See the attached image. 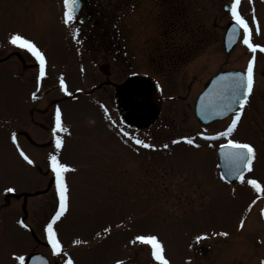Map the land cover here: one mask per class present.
Returning a JSON list of instances; mask_svg holds the SVG:
<instances>
[{"label":"rangeland","instance_id":"1","mask_svg":"<svg viewBox=\"0 0 264 264\" xmlns=\"http://www.w3.org/2000/svg\"><path fill=\"white\" fill-rule=\"evenodd\" d=\"M85 1L99 16L97 48L89 28L63 27L61 0H0V52H11L1 48L12 46L10 34L20 33L47 57V75L38 89L36 66L21 75L15 55L0 64V264H17L14 254L31 253L50 264L67 258L73 264H159L149 246L135 241L141 234L157 236L169 264H261L264 228L258 208L264 192L240 181L223 182L214 152L226 141L198 135L223 131L229 118L206 128L192 114L193 100L211 75L244 72L253 59L254 91L231 138L254 145L256 159L245 179L264 187V54L244 53L241 40L224 54L222 35L230 17L221 5L231 0ZM238 10L249 22L250 41L264 46V0H240ZM109 40L113 66L106 60ZM137 75L155 97L153 119L145 127L120 121L115 101L105 95L108 86L92 91L102 81L119 84ZM60 76L71 95L60 91ZM56 108L68 130L59 133L58 158L75 171L65 173L68 209L54 226L67 256L55 259L43 234L55 181L41 173L55 151ZM123 131L154 147L134 144ZM185 136L199 147L180 140ZM17 146L36 168L19 156ZM7 187L14 188L12 195ZM20 218L28 227L17 224ZM248 220L255 221L253 228Z\"/></svg>","mask_w":264,"mask_h":264},{"label":"snow or ice","instance_id":"2","mask_svg":"<svg viewBox=\"0 0 264 264\" xmlns=\"http://www.w3.org/2000/svg\"><path fill=\"white\" fill-rule=\"evenodd\" d=\"M80 0H63V22L65 25H71L74 18L76 10L79 6ZM251 4L252 0H248ZM240 0H231L230 5V15L232 21L235 25L242 29L243 38L242 43L247 46V48L255 53L257 49L264 52V46L254 44L250 41V26L249 22L246 21L238 10ZM252 23H255V16L252 17ZM259 29H257V32ZM235 35V29L230 30L229 38L233 39ZM78 33L74 31L73 39L77 40ZM8 43L15 48L22 50L34 63L37 68L36 75V87L40 86L42 79L47 75V57L45 53L31 40L23 36L20 33H12L8 37ZM220 81L224 82L222 87L223 90L227 91L229 96V103L222 105L218 110L217 106L214 104L205 105L202 109L203 112L211 111L216 116H225L227 113H232L230 117V123L226 126L223 131H218L213 135H206L204 133H198L204 140H218L223 138L226 143L220 145V153L222 159L225 161V166L228 168L229 174L234 175L241 183H246L249 185L257 194L264 192V187L256 179H245V173L251 172L253 170L254 161L256 159V150L254 145L242 142L236 139H232L233 133L237 130L238 122L241 119L242 111L246 104L249 102V98L254 91V62L253 59H249L247 62L246 70L243 74L241 73H231L226 76L219 78ZM58 85L61 92L67 95L71 93L67 90L66 82L63 76L58 77ZM159 88V85H157ZM33 100L36 99V93L31 94ZM203 99V97H202ZM233 105H236L235 109ZM203 119H207L206 115H202ZM53 140L55 151L48 155V167L50 168L54 181H55V194L57 197V208L53 215H51L46 224L43 227V234L46 238L47 245L50 247L53 256H67V253L62 251L61 241L58 238V234L55 230V224L65 215L68 209V187L65 180V173L69 171H75L69 165L62 163L58 158V153L62 148L63 140L61 139L59 133L67 132L68 130L64 128L61 122V110L59 108L55 109V127L53 128ZM123 136L132 139L133 143L139 145L143 148H153L154 145L145 143L143 140L135 137H130L129 132L123 131ZM11 140L14 145L17 144L16 134L11 135ZM180 140L186 142L189 145L199 147L195 145L194 140L189 137H180ZM179 140H173L172 143H178ZM167 148V145H163ZM17 151L19 156L28 164L32 165L34 161L27 155L23 150L17 146ZM221 179H224L221 176ZM5 192H14V188L7 187ZM256 201L253 200L252 204ZM251 208V205H249ZM261 214L264 215V209H261ZM17 223L26 228L27 225L24 224L23 220H18ZM240 227H243V220L240 222ZM109 229L105 228L104 232H108ZM99 235V233L97 234ZM220 235H227V233H221ZM197 239H202V237H197ZM135 241L150 247L151 256L154 260L158 261L159 264H169V262L163 256V247L157 236L155 235H137L135 236ZM74 244H79L81 241L75 240ZM14 259L17 264H25L24 255H15ZM39 257H33V260H39ZM63 264H73L70 258L64 259ZM116 264H121V261H116ZM264 264V260L261 261Z\"/></svg>","mask_w":264,"mask_h":264},{"label":"flooded vegetation","instance_id":"3","mask_svg":"<svg viewBox=\"0 0 264 264\" xmlns=\"http://www.w3.org/2000/svg\"><path fill=\"white\" fill-rule=\"evenodd\" d=\"M81 1H82L81 12L77 16H75L71 25L63 24V27L64 28L68 27V28L74 29L77 32L82 28V26L89 28V31H90L89 35L91 37L90 39H93V45L96 46V48H97L96 36L98 33V22H99L98 17L99 16L95 12V9L92 6L86 4L85 0H81ZM229 8H230L229 6H226V8L223 7L221 12L223 14H226V12L228 11ZM83 15L88 17V22L86 24H81V18L80 17ZM91 31L93 32V35H91ZM223 34H224V31H223ZM222 39H223V35H222ZM109 42H110V40L107 41V45H106L107 49H105V51L107 52L106 60L108 61L110 66H113V51H112V49H109V46H110L108 44ZM235 46H237V43L235 44ZM235 46H233L232 49H234ZM1 49H13V50L11 52H9L8 54H6L5 52H2V51L0 52V54L3 53L6 55V57L4 56L5 58L0 56V64L5 63V61L7 60V55L8 56L15 55L18 58V62L15 64V67H14L15 71H20V74L22 71L21 75H23V72H30L33 69V67H34L33 62H31V59L22 50L15 48L14 46H10L7 48H1ZM93 50H95V52L98 51V49H93ZM96 55H97V53H96ZM97 59L98 58H96L95 56L93 57V61H97ZM97 62L95 64V66H98ZM108 63H106V66L102 67L105 69V72H106L105 77L106 78L109 76L108 75L109 74ZM132 78H135V79H132ZM132 78L131 77L126 78L122 82H120L119 84H114L111 81L105 80V81H102L100 83V85L94 86L92 88V91L98 87H101L102 89H104V88H106V86H108L110 92L108 94H105V95L107 96V98H110V99L112 97L113 100L117 102L118 110H119L120 114H122V115L125 114V111H128L129 102L131 100H133L134 102H137V104L139 106H142V108L148 107V110L152 111L153 105L150 103V101L153 100L154 98H151L152 96L151 95L149 96L148 92L144 89L143 84H142L143 82H142L141 78H139L138 75L135 77H132ZM111 89H112V91H111ZM83 95L89 96L91 94L90 93H84ZM147 119L143 123H138V122H132V123L134 125L139 124V125L145 127L147 123H151L150 120L153 119V116H152V118H150V120L148 117H147ZM31 166L35 167L33 164ZM46 169L49 170V167H46ZM42 175L47 176L48 171L42 172ZM49 185L50 184L47 183V187H48L47 192L50 188ZM10 195H12V192L10 193ZM23 195H24V200H26L25 198L29 196V195H27V193L23 194ZM51 196L53 199V194ZM238 229H240V227H238L237 230Z\"/></svg>","mask_w":264,"mask_h":264},{"label":"water","instance_id":"4","mask_svg":"<svg viewBox=\"0 0 264 264\" xmlns=\"http://www.w3.org/2000/svg\"><path fill=\"white\" fill-rule=\"evenodd\" d=\"M232 29H235L234 38L238 32V28L235 25H231V24L228 25V28L226 31V43H225L226 48H227V49H225L226 52H228L230 50L228 48L234 40V38L233 39L229 38V32ZM227 42L230 45H228ZM231 73H241V72H238L235 70L218 72L208 81V83L205 85L204 89L197 96V98L194 102L193 111H194V117L201 124H203V125L209 124L213 121L224 119L231 114V113H227L225 116L221 117V116H216L211 111H208V112L202 111V109L204 108L205 105L214 104L217 106V110H218L222 105L229 103L230 94L227 91L223 90L222 85L224 82L220 81L219 78L222 76H226L228 74H231ZM202 97H203V99H202ZM235 107H236V105H233L234 109H235ZM130 113H131L132 117H134L136 119H139V120L144 119V116H143L144 113L142 112V110H140L134 104H132ZM202 115H206L208 118L203 119ZM216 154H217L218 163H219V167H220L222 176L227 181H231L233 179H236V177L234 175L229 174L228 168L225 166V161L221 157L220 148L217 150ZM261 217H262V220L264 222V215L261 214ZM33 257H39L40 259L39 260H33ZM25 264H47V262L45 261V259L42 256H40L39 254H35V255L30 256L26 260Z\"/></svg>","mask_w":264,"mask_h":264},{"label":"bare ground","instance_id":"5","mask_svg":"<svg viewBox=\"0 0 264 264\" xmlns=\"http://www.w3.org/2000/svg\"><path fill=\"white\" fill-rule=\"evenodd\" d=\"M254 224H255V221L254 220L253 221H251V220L249 221L248 220L247 227L248 228H253L255 226Z\"/></svg>","mask_w":264,"mask_h":264}]
</instances>
